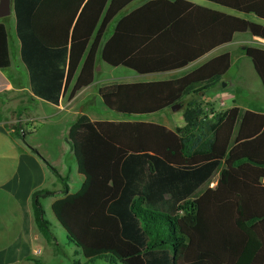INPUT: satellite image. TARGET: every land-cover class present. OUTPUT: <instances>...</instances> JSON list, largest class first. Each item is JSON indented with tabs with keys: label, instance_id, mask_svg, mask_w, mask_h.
I'll return each instance as SVG.
<instances>
[{
	"label": "trees",
	"instance_id": "obj_1",
	"mask_svg": "<svg viewBox=\"0 0 264 264\" xmlns=\"http://www.w3.org/2000/svg\"><path fill=\"white\" fill-rule=\"evenodd\" d=\"M135 1L12 0L31 94L57 106L69 89L71 100L93 83L98 55L109 67L156 75L187 68L235 34L264 40V26L185 0H152L122 14ZM205 1L264 20V0ZM243 54L264 91V49ZM9 66L0 23V70ZM230 66L224 53L175 78L98 90L103 106L121 116L180 104L182 127L86 115L70 125L84 181L69 194L59 177L62 198L51 213L84 264H264V111L234 106L209 117L195 102L183 108L185 98L217 86ZM216 173L215 187L202 190ZM52 195L37 190L30 202L37 231L56 241L42 204Z\"/></svg>",
	"mask_w": 264,
	"mask_h": 264
},
{
	"label": "crops",
	"instance_id": "obj_2",
	"mask_svg": "<svg viewBox=\"0 0 264 264\" xmlns=\"http://www.w3.org/2000/svg\"><path fill=\"white\" fill-rule=\"evenodd\" d=\"M149 1L152 0H144L140 6ZM185 1L195 4L192 0ZM211 5L215 6V8L201 7L264 26V20L258 19L253 14L245 15L214 4ZM250 15L255 17L257 21L249 20L247 17ZM7 18H12L14 21L15 42L17 44L20 60V43L15 33V18L12 6L10 14L6 17L0 18V23L5 26L4 20ZM116 22L117 17L112 20L109 26L114 23L115 27ZM112 31L109 32V35ZM6 33L8 34L7 30ZM247 34L248 33L235 34L230 43L214 49L207 56L181 71L156 75H170L188 71L209 58L224 53L230 54L231 66L232 62L233 65L237 62V70H242V68L245 67L242 63V58L245 57L243 54L244 49L250 47L248 43L249 41L245 37ZM250 40V42L255 43L256 46L254 48L264 49V40L261 38L250 36ZM7 47L9 60H11L9 35H7ZM232 47H237V49L231 50ZM22 66L24 67L23 64ZM10 67L11 63L7 69L0 70V113H2V109L4 108V106L2 107V102H4L5 98L12 104L11 108H13V113H15V115L19 114L20 118L18 122L23 124L24 127L18 131L19 135L17 136L18 132L12 127L14 121L13 123L0 121V264H41V262H38V258L42 255L43 264H45L46 262L58 258L55 255L56 251L53 247L51 250L47 249L48 246H54L53 243L56 241L49 238L46 239L42 234L40 235L38 233L33 220L30 202L31 195L33 192L41 189L54 192V195L43 200L45 205L43 206L44 210L47 211V209H49L51 211L52 203L62 198V195L59 194L63 187L60 178L66 180L69 194H74L80 190L84 178L77 172L76 162L68 142V130L70 125L81 115H86L92 121L100 120H97L96 117H93L86 112L94 110L89 106V101H84L83 103L79 102L77 104L78 96L82 95L84 92L83 90L86 88L77 93L71 100L68 99V89L64 96L59 100L58 105L54 106L31 94L25 67L24 70L27 82L23 81V73L9 74V76L6 77L3 72L9 70ZM249 68L257 77L251 62ZM228 72L222 77L217 86L209 90L225 94L227 89L232 86V80L227 78ZM223 82L227 83L224 87L221 86ZM206 92L204 94H206ZM204 94L199 93L200 96H203ZM234 106L237 105H233L232 108ZM47 109L52 110V112L46 113L45 110ZM108 111L111 112L110 110ZM214 112L217 114L225 111L214 110ZM95 113L97 115L99 114V112L96 111ZM182 126L183 121L178 127ZM175 128L168 129L173 130ZM52 170H55L56 173ZM217 178L218 173L211 178L209 185L203 187L202 190L206 188H214ZM213 184L214 186L211 187ZM44 213L46 212L44 211ZM36 252H39V255H35ZM82 264H84V261Z\"/></svg>",
	"mask_w": 264,
	"mask_h": 264
},
{
	"label": "rangeland",
	"instance_id": "obj_3",
	"mask_svg": "<svg viewBox=\"0 0 264 264\" xmlns=\"http://www.w3.org/2000/svg\"><path fill=\"white\" fill-rule=\"evenodd\" d=\"M144 0H136L134 3H132L130 6H128L122 14L128 13L131 10L137 8L140 6V4ZM195 4L205 7H213L215 6L206 3L204 0H192ZM251 21H257L255 17L248 16L247 17ZM4 24L6 27V30L8 31L9 38H10V51H11V67L9 70H5L3 74L7 77L10 75H13L14 73L22 74L24 75L23 81L27 82V78L25 76V70L22 66L20 60H19V54L17 50V44H16V38L14 34V21L12 18H7L4 20ZM114 27V23H112L107 32L106 36L109 35V32L112 31ZM248 39V43L250 47H255L254 42H250V36L247 34L245 36ZM232 49H237V47H232ZM230 52V50H229ZM242 63L245 67L242 68V70H237V62L235 65L232 66L227 74V78H230L232 80V86L229 87L226 91V93L222 94L219 92H214L212 90H209L204 94L202 97L198 95H194L188 98H185L184 100V106L185 108L186 104L189 102H195L196 105H198L200 108L203 109L205 112V115H209L210 113L216 114L215 111H226L230 108H232L233 105H237L239 109L241 110V113H243L246 110L251 111H263L264 110V91L261 86V83L259 79L253 74L250 67V61L246 59L245 57L242 58ZM184 72L170 74V75H149V76H140L137 75L125 68L119 67V68H111L103 64L100 59L99 55L96 57V63H95V73H94V81L93 83L83 90V94L78 96L77 98V104L79 102L89 101V106L94 109L96 112H99L97 115L94 110L86 111L89 115L96 117L97 120H112V121H140V122H149L154 124H159L162 126H165L167 128H175L180 126L182 124V108L176 112H172L171 109L166 110L165 112L156 114V115H149V116H143V117H134V116H121L114 113L109 112L106 110L98 97V90L99 88L112 85V84H128V83H138V82H150V81H160V80H167L170 78L178 77ZM227 83L223 82L221 84L222 87H224ZM235 94V95H234ZM236 97V98H235ZM220 102L223 103V105H220ZM2 113H0V121H6V122H12L14 121V124L12 127L18 132L20 129H22L24 126L20 122H18L20 116L15 115L13 113V108H11L12 104L9 102V100L4 98V102H2ZM78 106V105H77ZM213 107V108H212ZM46 113H51L52 110H45ZM9 124V123H8ZM19 135V132L17 136ZM214 184L211 186L213 187ZM43 206L44 203L42 201ZM46 204V203H45ZM45 218L50 223V232L51 236L56 238V242L53 243L54 246H48L47 249L51 250L52 247L56 251V260L46 262L45 264H73V263H79L82 264L84 259L81 257V255H75L76 249L67 242L65 233L63 229L57 224L55 219L53 218V215L51 214V211L49 209L44 210ZM38 233L41 235V233L38 231ZM38 262H41L43 264V255L38 258ZM37 262V263H38ZM95 264H104L103 262H96Z\"/></svg>",
	"mask_w": 264,
	"mask_h": 264
},
{
	"label": "water",
	"instance_id": "obj_4",
	"mask_svg": "<svg viewBox=\"0 0 264 264\" xmlns=\"http://www.w3.org/2000/svg\"><path fill=\"white\" fill-rule=\"evenodd\" d=\"M12 0H0V18L6 17L11 12ZM182 106L177 104L172 106L170 109L172 112L180 110Z\"/></svg>",
	"mask_w": 264,
	"mask_h": 264
},
{
	"label": "built area",
	"instance_id": "obj_5",
	"mask_svg": "<svg viewBox=\"0 0 264 264\" xmlns=\"http://www.w3.org/2000/svg\"><path fill=\"white\" fill-rule=\"evenodd\" d=\"M220 105H223V103H222V102H220ZM213 115H214L213 113H210L208 116H209V117H213ZM35 255H39V252H36V254H35Z\"/></svg>",
	"mask_w": 264,
	"mask_h": 264
}]
</instances>
